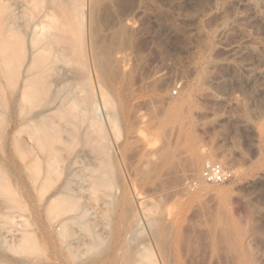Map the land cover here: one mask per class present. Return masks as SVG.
Wrapping results in <instances>:
<instances>
[{"label": "rangeland", "instance_id": "374dc122", "mask_svg": "<svg viewBox=\"0 0 264 264\" xmlns=\"http://www.w3.org/2000/svg\"><path fill=\"white\" fill-rule=\"evenodd\" d=\"M99 1L100 15L106 17L100 28L101 39L109 42V61H105L107 65L119 62L117 66L116 62L103 65L95 73L97 77L84 60L76 66L85 79L80 96L93 95L98 118L103 115L100 99L113 104L117 112L122 101L127 109H135L145 128L148 125L137 141L140 144L144 140L148 149L165 140L170 144L179 140V145L187 143L190 151L201 153L196 170L183 164L174 172L160 171L161 177L160 172L155 174L151 182H163L161 190L139 186L138 191L153 200H149L148 208L157 205L169 214L177 209V213L202 222L220 211L222 216H229L237 202H250L249 206H255L262 215L258 217L257 212L245 218L246 241L254 235L257 239L256 245L246 243L255 245L251 252L259 257V264H264V0ZM6 2L12 0H0L1 11ZM4 81L1 77L0 109L4 115L0 118V185L6 193L0 195V209L6 224L0 234H9L7 219L14 212L20 235L15 236L14 247L2 252L0 264H81L87 260L89 264H128L134 247L154 251L141 215L139 226L130 222V210L135 205L132 179L125 174L123 158L111 147L109 133L104 134L106 145L100 149L78 137L56 154L49 169L43 165L38 169L26 167L34 153L24 156L13 146L12 131L20 117L17 92ZM34 106L39 109L38 103ZM168 108L177 111V118L166 126L165 136L159 122ZM117 123L110 130L121 140L119 112ZM139 144L134 143V148ZM90 158L101 161L105 186L90 184L86 167ZM147 159L142 163L144 171L151 165V157ZM206 161L221 166L226 173L223 182L202 179ZM66 181L68 196L49 203V197ZM72 216H77L76 220L68 223V233L61 236L60 220ZM21 235L28 242L24 244Z\"/></svg>", "mask_w": 264, "mask_h": 264}, {"label": "bare ground", "instance_id": "6f19581e", "mask_svg": "<svg viewBox=\"0 0 264 264\" xmlns=\"http://www.w3.org/2000/svg\"><path fill=\"white\" fill-rule=\"evenodd\" d=\"M109 1L111 2V0ZM100 2L99 0H12V2H6L2 7V11L0 10V78L5 79L8 86L11 84L13 88L16 87V104L19 109L18 114H20L18 123L12 131L13 138L11 136L12 140L14 139V148L24 156L27 153H34L29 161L24 162L26 167L38 169L43 165L49 169L53 165L56 154L65 149L72 140L82 137L92 146L94 145L100 149V147L106 145L104 144L106 140L103 141V139L109 133L110 145L116 154L123 158V169L126 172L124 173L132 179L130 181L131 195L134 197L135 205L133 204L134 210H130V222L136 223V227L139 226L141 215L149 239L154 246V251L146 247H134L128 264H259V257L256 259L251 252V247L256 245L255 235L249 239V242L246 241L248 232L245 230L247 224L245 218L253 217L257 212L259 217L262 213L260 210V212L256 210L255 206H253L254 208L249 206L250 202L248 200L245 201L249 204L237 202L229 216H222L224 214H220L221 211H218L220 215L214 213L216 215L214 217L211 213L210 218L208 217L206 221L204 219L201 222L198 219L196 221V219L184 215L185 213L183 215L177 213V209L176 214H169L165 211L166 209L162 210L157 205H151L155 210L151 207L148 208V202L152 199L138 191L139 186L142 184L146 185L147 189L157 187L161 190L163 182L157 184L151 182L153 176L160 171L167 170L170 173L177 167L181 168L183 164L196 170L195 165L200 158V150L191 149L190 151L189 145L187 143H182L183 146L179 145L178 139V141L176 140L177 144L167 143L166 140L162 141L163 144L160 143L154 149L146 148L144 140L143 142L140 141L139 144L137 139L139 140L140 134H144L148 125L145 128L146 123L144 124L137 111L127 109L126 103L123 101L119 102L118 105L123 127L122 138L118 140V137L112 134L110 130V126L114 127L118 124L116 107L113 104L102 103L100 99L103 115L98 118L97 100L95 101L93 95H88L83 90L87 95L80 96L83 93L80 92V87H84L85 79L79 75L81 72L78 71V65H82L84 60L87 68L89 70L91 68L95 74L98 72L97 70L106 64L107 60L109 61L107 59L109 56H106L109 51L106 45L108 41L106 39L105 43L104 39H101L100 33L102 24L106 23L104 22L106 17L103 18V15H100V9L102 8ZM106 2L104 3L107 6ZM106 29L108 30V28ZM119 41L121 43L125 42L123 40ZM118 57L124 58V55L120 56L119 54ZM89 61L91 64H89ZM116 61L119 62V60ZM116 61H113L112 64ZM112 64L110 65L112 66ZM116 73L118 74V72H115L114 75H117ZM95 76L97 77L96 74ZM118 79L120 81V78ZM111 80L114 81L115 79ZM100 88L97 89L101 91ZM36 103H38V107L39 103H42L39 109H35L34 104ZM3 111L0 109L1 119V116L4 115ZM176 118L177 111L168 108L159 122L160 127L164 128V130L161 129L162 135L166 134V126H169L172 120L174 121ZM102 123L105 124V127ZM105 133L106 135H104ZM169 138L167 141H169ZM136 142L139 144L138 148H134L135 145L137 146ZM36 149L40 153H37L38 150ZM188 150L189 153L186 155L185 152ZM150 157L151 162L149 163L151 165H148V170L144 171L142 165L145 163L144 161H149L147 158L150 159ZM88 161L86 167L90 171V184L105 186L107 179L101 171V161L91 158ZM74 162L76 161L74 160ZM182 169L184 170L183 166ZM160 174L161 172L158 177ZM166 176L169 178L168 175ZM181 178L184 180L183 177ZM159 180L161 181V179ZM67 181L64 182L60 191L49 197V203H54L58 199L68 196L69 184H67ZM253 182H256V180ZM3 187L0 185V195L6 193L5 187ZM181 188L182 186L180 190ZM171 191L173 192V190ZM131 192H129V195ZM160 195H163V193ZM166 200L170 201L169 196ZM162 207L165 208V206ZM125 211L127 212V210ZM3 212L0 209L1 229L6 224V217L4 218ZM127 215L124 216L125 219ZM16 216L17 213L13 212L7 219L6 232L8 231L9 234L3 236L0 234V258L5 249L15 246L14 238L16 235H20ZM203 217L205 218V216ZM76 218L77 216H72L60 220L61 236L68 233V223L75 221ZM129 226L130 229L131 225ZM252 227L256 226L253 225ZM136 229L139 230V228ZM136 229H134V232ZM8 236H10L9 239H7ZM21 239L24 244L28 242L25 235ZM246 242H254L255 245L251 244L250 247L248 246L250 244ZM17 247L19 248V245L15 249ZM81 264H89V261L87 260Z\"/></svg>", "mask_w": 264, "mask_h": 264}, {"label": "built area", "instance_id": "2783aa9c", "mask_svg": "<svg viewBox=\"0 0 264 264\" xmlns=\"http://www.w3.org/2000/svg\"><path fill=\"white\" fill-rule=\"evenodd\" d=\"M176 94V91H173ZM202 179L207 183H220L226 179V173L217 163L206 161L202 167Z\"/></svg>", "mask_w": 264, "mask_h": 264}]
</instances>
